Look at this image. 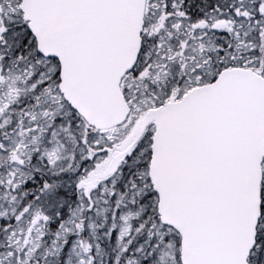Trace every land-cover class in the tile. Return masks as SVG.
<instances>
[{
  "label": "snow or ice",
  "instance_id": "snow-or-ice-1",
  "mask_svg": "<svg viewBox=\"0 0 264 264\" xmlns=\"http://www.w3.org/2000/svg\"><path fill=\"white\" fill-rule=\"evenodd\" d=\"M0 264H264V0H0Z\"/></svg>",
  "mask_w": 264,
  "mask_h": 264
}]
</instances>
